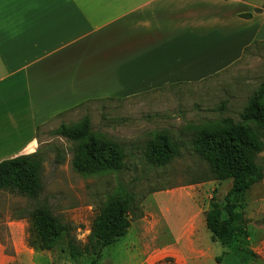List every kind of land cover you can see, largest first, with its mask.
<instances>
[{"label":"crops","instance_id":"crops-1","mask_svg":"<svg viewBox=\"0 0 264 264\" xmlns=\"http://www.w3.org/2000/svg\"><path fill=\"white\" fill-rule=\"evenodd\" d=\"M263 6L264 0H0V162L34 153L42 126L88 102L198 83L231 68L246 48L264 42V10L255 12ZM178 223L187 229L185 219ZM163 226L153 233L166 236L154 262H216L204 219L190 231V245L173 244L181 229Z\"/></svg>","mask_w":264,"mask_h":264},{"label":"rangeland","instance_id":"rangeland-1","mask_svg":"<svg viewBox=\"0 0 264 264\" xmlns=\"http://www.w3.org/2000/svg\"><path fill=\"white\" fill-rule=\"evenodd\" d=\"M262 82L264 42L252 47L231 68L204 81L173 84L126 99L93 100L42 126L35 151L42 159L40 196L30 199L0 191V264H90L92 252L77 260L69 257L65 234L53 250H41L27 211L38 204L47 205L76 241L85 245L99 209L119 189L134 197L130 230L127 238L102 249L96 264H138L140 257L144 261L140 264H160L152 257L166 236L153 233L164 227L165 221L176 227L185 219L188 230L178 223L176 230L181 229V234L173 237L172 243L190 245V231L200 229L213 203L223 204L231 180H206L208 166L193 151L192 131L187 128L227 117L239 120L247 99ZM84 116L89 117L94 133L123 145L126 159L122 171L84 176L73 170L72 144L54 131L61 124L74 125ZM160 132L178 142L179 155L165 166L153 167L146 162L144 150ZM258 163L264 169V151ZM242 200L247 235L226 248L216 241L213 244L206 232L213 244L211 252L217 255L212 264H264V179L247 190ZM126 249H131L130 255ZM163 262L172 264L171 260Z\"/></svg>","mask_w":264,"mask_h":264},{"label":"trees","instance_id":"trees-1","mask_svg":"<svg viewBox=\"0 0 264 264\" xmlns=\"http://www.w3.org/2000/svg\"><path fill=\"white\" fill-rule=\"evenodd\" d=\"M262 10L264 6L255 12ZM242 17L248 19L251 14ZM257 44L254 42L253 47ZM249 50L246 48L244 55ZM187 129L192 131L190 145L193 151L208 166L206 180H231L223 204L213 203L205 213L204 221L214 241L226 248L232 247L247 235L242 197L264 179V169L258 163L259 155L264 151V82L247 99L239 120L221 118ZM54 135L71 142V166L80 175L120 172L125 167L123 145L94 133L88 116L74 125L61 124ZM179 149L178 142L167 133H156L145 145L144 158L153 167L165 166L178 157ZM42 189V159L37 152L0 162V191L37 199ZM133 206V194L123 189L107 197L93 220L85 245L76 241L70 229L47 205L38 204L27 211V215L37 229L41 250H53L60 236L65 234L68 255L72 260L92 252L94 259L90 264H96L102 249L127 233L130 213L135 212ZM242 262L245 263L244 260Z\"/></svg>","mask_w":264,"mask_h":264}]
</instances>
